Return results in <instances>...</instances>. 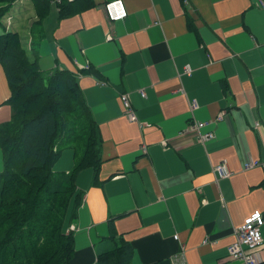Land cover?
Segmentation results:
<instances>
[{
	"label": "crops",
	"instance_id": "0c3cea01",
	"mask_svg": "<svg viewBox=\"0 0 264 264\" xmlns=\"http://www.w3.org/2000/svg\"><path fill=\"white\" fill-rule=\"evenodd\" d=\"M92 1L62 19L52 3L35 46L42 72L78 75L100 141L98 168L76 176L84 196L70 223L71 264H99L110 233L129 245V264H243L227 254L235 231L255 210L264 219L261 0H120V21L103 10L112 0ZM31 18L28 10L20 27ZM1 65L0 124L11 114ZM200 122L209 124L199 132L214 130L210 141L195 134ZM76 159L64 150L56 169ZM253 160L260 164L242 168ZM2 162L0 152V171ZM220 162L232 173L226 179L213 171ZM261 238L252 253L264 264V222Z\"/></svg>",
	"mask_w": 264,
	"mask_h": 264
},
{
	"label": "trees",
	"instance_id": "16d2710c",
	"mask_svg": "<svg viewBox=\"0 0 264 264\" xmlns=\"http://www.w3.org/2000/svg\"><path fill=\"white\" fill-rule=\"evenodd\" d=\"M0 0V63L6 73L10 118L0 124V264H71L75 219L84 191L77 173L100 165V141L88 120L76 74L38 68L36 45L52 3L58 18L81 13L92 0ZM32 11L27 29L18 18ZM15 12L16 16L8 12ZM30 38V41L28 40ZM64 150L77 156L69 171L56 163ZM96 256L99 264H129L131 249L111 233Z\"/></svg>",
	"mask_w": 264,
	"mask_h": 264
},
{
	"label": "built area",
	"instance_id": "2783aa9c",
	"mask_svg": "<svg viewBox=\"0 0 264 264\" xmlns=\"http://www.w3.org/2000/svg\"><path fill=\"white\" fill-rule=\"evenodd\" d=\"M260 4L264 6L263 0L260 1ZM123 3L120 0H112L108 3L104 4L103 10L105 11L107 19L116 21V20H124L127 16L126 9L123 7ZM141 96H145L144 92H141ZM129 94H122L120 99L122 101V106L126 109V117L130 120H134V112L129 106ZM222 114L218 113L217 117L214 119L215 122H219L222 120ZM209 122H200L197 123V126L194 128L195 134H198L199 140L201 142L210 141L213 138L214 130L211 131H198L201 128L207 127ZM260 162L246 161L243 164V169H251L253 166L259 165ZM227 166L224 163H218L214 166L213 171L217 178L226 179V177L230 176V171L227 170ZM264 222L263 214L261 211L255 210L254 213L247 216L243 222L241 223V227L237 228L235 231L234 241L229 246V250L227 251L229 255L234 258H237L243 262V264H259L258 260L253 255V251L261 246L263 240L261 238V227ZM176 235L174 236V239Z\"/></svg>",
	"mask_w": 264,
	"mask_h": 264
},
{
	"label": "rangeland",
	"instance_id": "374dc122",
	"mask_svg": "<svg viewBox=\"0 0 264 264\" xmlns=\"http://www.w3.org/2000/svg\"><path fill=\"white\" fill-rule=\"evenodd\" d=\"M9 14H12V11L11 12H8ZM14 13V15L13 16H16L15 15V12H13ZM7 16H8V14H6L2 19H1V23H0V25H4V24H6L7 23ZM17 18H19V17H17ZM18 23L20 24V25H15V26H17L18 28H21L20 26H21V24L23 23L22 22V20L21 21H18ZM9 24H10V22H9ZM11 25V24H10ZM28 28V27H27ZM26 28V29H27ZM28 40L30 41V38H28ZM58 169V168H57ZM228 170V169H227ZM231 172V171H230ZM232 173H230V175H231ZM68 230H71L70 229V226H69V228H68Z\"/></svg>",
	"mask_w": 264,
	"mask_h": 264
}]
</instances>
